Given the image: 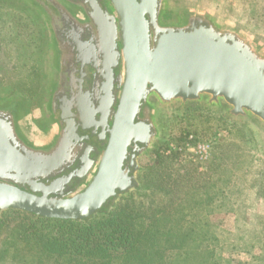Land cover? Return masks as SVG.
<instances>
[{
	"label": "rangeland",
	"instance_id": "obj_1",
	"mask_svg": "<svg viewBox=\"0 0 264 264\" xmlns=\"http://www.w3.org/2000/svg\"><path fill=\"white\" fill-rule=\"evenodd\" d=\"M190 10L249 35L264 50V0H167L162 22ZM37 28L26 11L0 5V75L19 74L38 61L31 43ZM150 100L157 137L138 160L137 186L117 196L110 211L131 196L154 211L152 228L167 237L160 250L143 251L130 264H264V124L254 117L235 120L228 105L207 103V96L166 105ZM186 135L210 145L206 162L168 154ZM3 214L9 227L0 244L17 222L12 210ZM178 232L185 235L181 242L170 236Z\"/></svg>",
	"mask_w": 264,
	"mask_h": 264
},
{
	"label": "flooded vegetation",
	"instance_id": "obj_2",
	"mask_svg": "<svg viewBox=\"0 0 264 264\" xmlns=\"http://www.w3.org/2000/svg\"><path fill=\"white\" fill-rule=\"evenodd\" d=\"M0 5L31 15L38 25V40L31 43L39 58L24 72L0 75V136L10 153L5 174L12 178L0 182L28 192L23 185L46 188L49 198L82 193L97 173L125 81L110 0H0ZM155 107L148 98L134 115L142 135L137 147L127 146L122 169L128 177L157 137Z\"/></svg>",
	"mask_w": 264,
	"mask_h": 264
},
{
	"label": "water",
	"instance_id": "obj_3",
	"mask_svg": "<svg viewBox=\"0 0 264 264\" xmlns=\"http://www.w3.org/2000/svg\"><path fill=\"white\" fill-rule=\"evenodd\" d=\"M110 4V20L120 28L125 81L94 179L84 192L60 199L47 197L51 192L46 188L23 185L28 192L0 182V212L82 221L106 201L135 188L134 177L124 175L122 164L127 146L140 142L142 128L134 123V115L150 97L166 105L207 96V103L228 105V115L235 120L254 117L264 124V50L249 35L197 10L183 11L177 21L163 23L167 0ZM7 148L0 136V180L12 179L5 174L10 170Z\"/></svg>",
	"mask_w": 264,
	"mask_h": 264
},
{
	"label": "trees",
	"instance_id": "obj_4",
	"mask_svg": "<svg viewBox=\"0 0 264 264\" xmlns=\"http://www.w3.org/2000/svg\"><path fill=\"white\" fill-rule=\"evenodd\" d=\"M112 204L111 200L82 221L50 220L14 210L17 222L0 244V263L8 259L15 264H130L143 251L160 250L167 235L152 228L153 210L131 196L110 211ZM6 216L0 217V236L9 227ZM170 236L176 242L185 238L182 232Z\"/></svg>",
	"mask_w": 264,
	"mask_h": 264
},
{
	"label": "built area",
	"instance_id": "obj_5",
	"mask_svg": "<svg viewBox=\"0 0 264 264\" xmlns=\"http://www.w3.org/2000/svg\"><path fill=\"white\" fill-rule=\"evenodd\" d=\"M167 152L168 154L176 153L183 159H191L202 163L210 157V145L189 135L181 145L170 147Z\"/></svg>",
	"mask_w": 264,
	"mask_h": 264
}]
</instances>
